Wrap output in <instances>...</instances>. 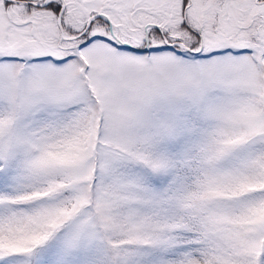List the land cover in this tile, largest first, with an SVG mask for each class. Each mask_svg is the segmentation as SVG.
Segmentation results:
<instances>
[{"label":"snow or ice","instance_id":"snow-or-ice-1","mask_svg":"<svg viewBox=\"0 0 264 264\" xmlns=\"http://www.w3.org/2000/svg\"><path fill=\"white\" fill-rule=\"evenodd\" d=\"M0 264H264V0H0Z\"/></svg>","mask_w":264,"mask_h":264}]
</instances>
